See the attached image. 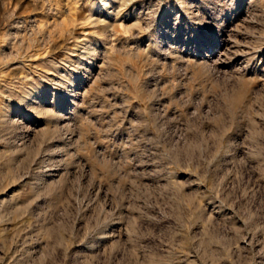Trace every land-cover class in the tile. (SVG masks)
Masks as SVG:
<instances>
[{
	"label": "rangeland",
	"instance_id": "rangeland-1",
	"mask_svg": "<svg viewBox=\"0 0 264 264\" xmlns=\"http://www.w3.org/2000/svg\"><path fill=\"white\" fill-rule=\"evenodd\" d=\"M0 264H264V0H0Z\"/></svg>",
	"mask_w": 264,
	"mask_h": 264
}]
</instances>
